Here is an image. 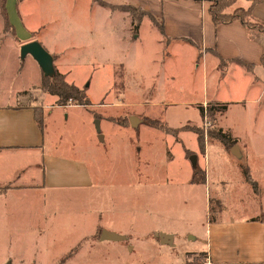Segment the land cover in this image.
<instances>
[{
  "label": "rangeland",
  "instance_id": "rangeland-1",
  "mask_svg": "<svg viewBox=\"0 0 264 264\" xmlns=\"http://www.w3.org/2000/svg\"><path fill=\"white\" fill-rule=\"evenodd\" d=\"M205 1L211 6L216 0ZM87 4L83 0H63L54 7L61 13H54L46 3V23L39 38L50 51L62 52L61 71L67 74V80L87 87L92 104L89 108L44 109L49 144L68 157L89 162L93 184L24 193L18 238L0 223V264H63V259L71 252V258L75 256L81 245L86 246L80 255L67 264H88L92 260L114 264L128 259L127 251L112 244L94 243V249L89 246L101 240V230L73 249L90 236L95 217H106L105 224L123 225L126 230L132 224L143 230L144 218L152 217L154 225L184 234L186 230L198 231L201 223L220 214L264 215V91L259 98L260 91L252 88L253 76L245 69L234 71L229 62H221L218 67L213 54L205 63L199 56L194 60L191 47L182 43L167 49L159 30L151 20H143L146 16L141 11H131L133 17L116 13L110 20L99 19V29H93V17L85 11L73 12ZM257 5L252 9V20L264 25V5L255 13ZM251 6L250 0H237L224 13L233 15ZM61 17L63 21L56 23ZM139 18L143 22L136 30ZM7 63L9 66L12 61ZM0 73H4L3 68ZM256 73L264 81V66ZM257 85L263 90L264 82ZM15 86L14 80L0 79L3 91ZM34 94L28 97L35 100ZM52 97H46L45 105L54 101ZM153 99L157 104L150 106ZM214 99L232 104L221 127L231 129L243 140L248 138L252 149L248 141L240 139L226 148L215 137L218 117L201 119L196 103ZM97 120L103 122L100 134ZM184 127L200 130L203 151L198 133L166 132V128ZM223 148L232 158L221 153ZM246 164L259 184L257 200L239 168ZM196 166L207 173V183H190ZM200 176L199 172L197 178ZM135 245L144 247L143 242ZM148 251L137 249L135 256H149Z\"/></svg>",
  "mask_w": 264,
  "mask_h": 264
},
{
  "label": "crops",
  "instance_id": "crops-1",
  "mask_svg": "<svg viewBox=\"0 0 264 264\" xmlns=\"http://www.w3.org/2000/svg\"><path fill=\"white\" fill-rule=\"evenodd\" d=\"M60 1L63 3V0H7L8 17L15 30V36L12 31L5 30L4 19L0 11V70L4 69V73H0L2 74L0 79L14 80L16 85L10 91L0 89V223L1 226H5L6 230L7 228L13 230L11 235L17 238L19 236V220L23 216L24 193L35 194L38 193V190L49 192L52 189L84 188L93 184L89 162L68 157L58 147L49 144L47 114L44 107H62L56 105L58 100L56 96L52 97L54 101H51L50 105H45L44 101L50 94L44 93L40 89L43 71L31 55H27L25 58L21 56L23 45L34 41L39 42L53 56L54 66L65 75L66 81L81 88L78 84L69 82L67 74L61 71L62 52L56 49L50 51L49 48H46L48 45L41 42L39 38L40 32L45 26L44 23H46L43 18L44 6L48 3L52 6V12L55 10L54 13H61V10L56 9L57 7L54 8L59 5ZM83 1L88 3L85 8L82 10L75 8L73 12L85 11L87 15L93 17V29H99V19L107 17V20H110L115 17L116 13L133 17L129 7L138 8L151 13L162 23L164 35L161 34V42L167 49L176 43H182L191 47L194 52V60L199 56V59L201 58L205 63L208 55L213 54L219 61L218 67L221 62L225 61L230 63L234 71L245 69L235 62L237 60L254 64L253 73L247 71L246 73L253 76L255 81L252 88L258 89L261 93L259 98L262 97L264 88L262 90L257 84L263 85L264 81L258 77L256 71L260 66H264L261 60L264 33L249 28L238 21L216 25L210 14V4L207 1L100 0L108 6L100 5L94 0ZM240 1L243 2V0ZM263 5V3H258L254 10L255 13ZM124 8L126 10H123ZM146 18L149 19L146 16L143 20ZM143 20L141 19L139 28ZM51 21L55 22V18ZM62 21L61 17L56 20V23ZM154 27L156 26L154 25ZM9 37L12 39H8ZM167 40L168 44H166ZM7 60L12 61L9 65L10 68L7 65ZM14 77L16 78L14 79ZM30 93L34 94L35 100L28 97ZM153 101L155 102L154 99L151 102ZM154 102L150 106L157 104ZM205 102L207 104H228V110L216 116L219 119V124L223 117L229 113L232 105L217 99ZM205 102L196 104L200 106ZM240 103L242 102H237L236 105ZM39 107H42L44 111L45 128L43 131L35 115V109ZM72 107L76 106L65 108ZM132 123L134 124V122ZM102 127L103 122L101 121ZM218 129L229 133L236 142L237 139L248 141L249 149H252L248 138L243 140L236 136L231 129L221 127V124ZM220 151L227 158H232L224 148ZM250 155L251 153L248 154L247 159ZM166 162H169L168 157ZM148 163L144 162L147 165ZM246 166L248 165L246 164ZM205 174L207 180V173L205 172ZM260 193V189L258 193H255L253 189L251 191L255 200L259 199ZM216 199L223 206L222 201ZM221 216L222 214L220 217L201 223L196 232L195 230H186L184 234L167 226L154 225L152 217L144 218V223L141 225L143 230H137L140 225L136 227L133 224L128 230L123 225L110 226L104 222L106 217H95L96 221L90 236L82 238L73 249L101 230L102 233H111L119 239L103 240L101 234V240L92 241L89 246L94 249V243L112 244L117 246L118 250H125L130 254L128 259L119 260L114 264H188V255L201 253H205L212 264H264V215ZM135 242H143L144 247L138 248L139 246H136ZM85 246L81 245L79 252L68 260H74ZM137 249L145 252L149 249V256L141 258L136 255V257ZM68 260L63 264H67ZM88 264H103V261L99 263L92 260ZM198 264H202L201 260Z\"/></svg>",
  "mask_w": 264,
  "mask_h": 264
},
{
  "label": "trees",
  "instance_id": "trees-1",
  "mask_svg": "<svg viewBox=\"0 0 264 264\" xmlns=\"http://www.w3.org/2000/svg\"><path fill=\"white\" fill-rule=\"evenodd\" d=\"M196 1H203V0H196ZM237 0H216L210 6V14L212 19L216 25L220 24H228L232 22H241L242 24L246 25L249 28L259 30L260 32L264 33V25L261 23L254 22L252 20V9L255 4L261 3L264 0H250L252 2V6L248 9H239L237 13L233 15H228L224 13L225 8L229 7ZM94 2L108 6V4L101 2L100 0H94ZM7 0H0V11L1 15L4 19L5 30L12 31L13 35L15 36V30L11 25L8 17L7 12ZM131 11H141L142 16H148L152 23L157 27L162 35H164V28L161 22H159L156 17H154L151 13H147L142 11L138 8L129 7ZM246 18H250L253 22H248ZM141 19H136V29H139ZM168 40L166 44H168ZM262 65H264V47H263V55H262ZM237 64L241 65L246 69L247 72L253 73L255 65L244 63L242 61H235ZM224 63V61H223ZM257 80V79H256ZM40 89L47 94L52 96H56L58 98L56 105L61 107H68L69 105L73 106H84L90 107L92 104L87 95V87L79 88L74 84H70L66 81V77L64 74L60 73L55 66V72L52 76H46L44 73L42 74V83ZM200 114L203 120L206 118L216 119L218 114H223L228 110V104H219V103H208L206 106L200 105L199 106ZM36 120L43 131L45 128V120H44V111L42 107L35 109ZM188 130L195 133H198L199 137V144L200 149L203 151L205 149L204 143V136L200 134V130L196 127H184L181 129H172L166 128V132L171 135H176L178 132ZM215 137L226 147L228 148L231 144L236 143L229 133L224 132L222 129H218L216 131ZM245 182L248 183L255 193L259 192V185L258 182L254 180L251 175L250 168L248 166H240ZM193 178L191 184H205L206 183V174L202 171L199 167H194L193 169ZM201 173L200 178H197V174ZM73 252L67 255L62 262L67 261ZM207 255L205 253H201L198 255H188L187 263L188 264H198L200 260L204 259Z\"/></svg>",
  "mask_w": 264,
  "mask_h": 264
},
{
  "label": "water",
  "instance_id": "water-1",
  "mask_svg": "<svg viewBox=\"0 0 264 264\" xmlns=\"http://www.w3.org/2000/svg\"><path fill=\"white\" fill-rule=\"evenodd\" d=\"M31 55L41 67L46 76H52L55 72L53 56L37 41L27 43L21 47V56L25 58ZM97 132L101 133V121H96ZM103 240H118L119 238L111 233L103 232Z\"/></svg>",
  "mask_w": 264,
  "mask_h": 264
},
{
  "label": "built area",
  "instance_id": "built-area-1",
  "mask_svg": "<svg viewBox=\"0 0 264 264\" xmlns=\"http://www.w3.org/2000/svg\"><path fill=\"white\" fill-rule=\"evenodd\" d=\"M69 106H73V105H69ZM201 263L202 264H212L208 257H205L204 259H202Z\"/></svg>",
  "mask_w": 264,
  "mask_h": 264
}]
</instances>
